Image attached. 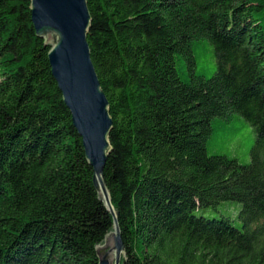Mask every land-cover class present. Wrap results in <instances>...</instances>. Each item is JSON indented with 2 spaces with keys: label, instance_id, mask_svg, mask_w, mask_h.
<instances>
[{
  "label": "trees",
  "instance_id": "1",
  "mask_svg": "<svg viewBox=\"0 0 264 264\" xmlns=\"http://www.w3.org/2000/svg\"><path fill=\"white\" fill-rule=\"evenodd\" d=\"M120 264H264V0H86ZM28 0H0V264H99L114 228Z\"/></svg>",
  "mask_w": 264,
  "mask_h": 264
},
{
  "label": "water",
  "instance_id": "2",
  "mask_svg": "<svg viewBox=\"0 0 264 264\" xmlns=\"http://www.w3.org/2000/svg\"><path fill=\"white\" fill-rule=\"evenodd\" d=\"M37 37L50 50L51 73L82 140L86 160L93 169V184L113 216L114 228L96 248L99 264H120L124 255L110 196L103 183V169L110 152L112 119L90 58L87 34L91 17L86 0H28Z\"/></svg>",
  "mask_w": 264,
  "mask_h": 264
}]
</instances>
